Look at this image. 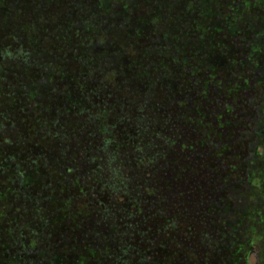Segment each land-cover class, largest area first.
<instances>
[{
    "label": "trees",
    "instance_id": "obj_1",
    "mask_svg": "<svg viewBox=\"0 0 264 264\" xmlns=\"http://www.w3.org/2000/svg\"><path fill=\"white\" fill-rule=\"evenodd\" d=\"M158 1L144 0L152 2L151 14L158 20L146 19L143 25L151 27L134 32L138 58L128 66L116 68L111 55L92 53L115 22L103 24L96 16L89 36L58 39L57 49L51 50L65 74L57 79L49 104L38 108V133L47 141L45 151L37 153L43 192L50 199L65 197L75 209L91 210L82 224L87 236L79 242L90 243L103 255L106 247L114 254L113 263L175 264L210 227L208 216L214 210L211 205L203 211L205 191L224 184V167L212 161L219 151L209 142L221 135L213 137V128L208 135L205 127L212 123L203 124L200 118L212 119L201 101L206 97L198 99V106L188 97L193 79L185 74L190 63L185 57L194 54L195 44L181 45L184 36L175 37L174 46L166 44L158 30V15L164 12L162 6L154 7ZM109 2L100 0L101 7ZM219 3L178 4L184 12L181 20L201 22L187 32L194 43L201 24L222 19Z\"/></svg>",
    "mask_w": 264,
    "mask_h": 264
},
{
    "label": "flooded vegetation",
    "instance_id": "obj_2",
    "mask_svg": "<svg viewBox=\"0 0 264 264\" xmlns=\"http://www.w3.org/2000/svg\"><path fill=\"white\" fill-rule=\"evenodd\" d=\"M228 2L227 7L230 5ZM239 4L238 0H234L222 19L218 17L209 22L204 30L207 38L203 39V43L206 42V45L202 43L199 45L202 48L195 47L194 54L185 57L190 62L185 74L188 80L193 79L188 97L194 99L197 106L198 99L206 97L201 101L203 107L211 112L212 119L211 116L200 118L203 124L212 123L211 127H205L208 135L211 128L216 131L213 137L221 135L210 137L209 142L216 145L219 151L218 154L213 153L215 157L212 161L224 167L220 170L224 184L213 186L211 192L209 188L205 191L207 194L203 201L207 207L203 211L209 210L211 205L210 210H214L208 216L212 218L211 228H207L204 238L197 237L195 247L188 254L177 257L175 264H225L220 254L222 248L235 244L241 247L246 241L242 234L237 236L239 233H233L231 224L224 221L225 210L235 207L229 202L231 187L242 194L245 201L243 210H247L250 198L249 209L260 210L257 206L260 204L255 203L253 198L252 188L258 191V187H254L257 181L254 163L259 158L264 159V46L261 45L264 41H254L253 37L243 35L241 14L232 13ZM195 39V43L199 44L200 38L195 36ZM37 118L38 115L28 118L33 128L17 151L9 156L0 153V203L7 212V252L14 264H61L73 255H83L93 264H121L117 259L113 263L111 258L114 254L106 247H102L105 250L103 255L92 249L90 243L79 242L80 238L87 236V232H82V224L89 219L91 210L75 209L65 197L50 199L43 192L46 188L38 179L41 170L37 167V153L45 151L43 145L47 141L38 133ZM200 144L195 143L196 148ZM200 177L196 175L195 182H199ZM215 178L219 180L218 176ZM69 191L64 189L66 195ZM33 198L38 200L37 206L33 205ZM261 225H254L259 233ZM243 231L246 234L244 228ZM234 235L237 237L233 238ZM259 240L247 239L253 244H258ZM202 241L207 243L206 247L201 244ZM254 251L255 248H245L243 254L247 257L234 264H251L249 259Z\"/></svg>",
    "mask_w": 264,
    "mask_h": 264
},
{
    "label": "rangeland",
    "instance_id": "obj_3",
    "mask_svg": "<svg viewBox=\"0 0 264 264\" xmlns=\"http://www.w3.org/2000/svg\"><path fill=\"white\" fill-rule=\"evenodd\" d=\"M108 1H110L108 7H101L100 0H0V153L2 152L3 156L4 154L7 156L13 154L21 146V143H25V137L33 128L28 118L38 115V108L49 104V95L57 85V79L65 74L63 63L56 60V55L51 50L57 49L58 39L59 41L62 38L67 41H75L77 37L89 36V25L93 24L91 25V29H93L95 22L93 18L97 16L99 20L102 19L99 22L108 25L115 22V26L112 29L108 27V31L102 37L101 44L94 51L92 50V53L101 56L111 55L112 66L116 68L128 66L137 61L138 53L133 51L134 32L138 30V27H151L143 25L146 19L152 23L153 20L157 22V16L154 18V14H151L155 8H153L152 2L148 3L144 0ZM180 1L159 0L155 2L159 5L156 4L154 7L162 6L164 8V12L158 15V30L160 29L161 35L165 37V42L170 47L174 46L175 37L179 39L178 36H184L187 38L179 40L181 45L186 47L195 44L196 48H202L199 45H202L203 39L207 38L204 32V27L207 25L203 23L198 28L199 30H196L200 41L199 44L194 43V40H191L194 37H188L187 32H191V28L195 25L199 27L201 22L199 19L195 23L194 21L181 20L184 12L178 6ZM219 1L221 3L217 7L223 8L221 15L226 14L227 9H230L231 4L234 3V0H229L228 4L230 5L227 7V0ZM238 1L240 6L234 7L232 13L241 14L243 35L253 37L254 41L262 40L263 42L264 0ZM201 3L202 1H198L199 5H196L198 14H201L202 11L199 9ZM213 6L215 8V4ZM103 18L107 20H105L107 23H104ZM121 23L122 26L119 28ZM86 26L87 29H85ZM126 38H129L127 42ZM205 45L206 42L203 43V46ZM261 45L264 46L263 43ZM254 169L257 180L254 187H258V191L256 192L252 188V195L255 203L260 204L257 205L260 210L249 209L252 198L248 199V211L243 210L245 201L242 194L240 195L238 190L231 187L232 196L229 202L235 207L225 210L224 221L231 224L233 233H239L237 236L243 235V239L246 241L241 244V247L239 244H235L222 248L220 254L225 264H234L235 261L239 262L247 257L243 254L245 248L247 250L255 248L249 259L251 264H258V259L260 264H264L263 158L256 160ZM6 215L7 212L0 203V264H14L13 258L7 252ZM257 216L260 217L259 220H257ZM257 224H262L261 233L254 227ZM237 236L234 235L233 238ZM250 238L260 239V245L255 241L256 245L253 244V241H247ZM61 264L93 263L87 261L83 255L79 257L73 255Z\"/></svg>",
    "mask_w": 264,
    "mask_h": 264
}]
</instances>
